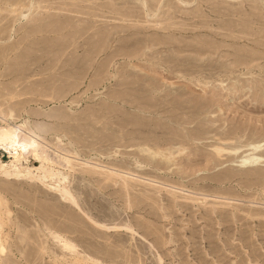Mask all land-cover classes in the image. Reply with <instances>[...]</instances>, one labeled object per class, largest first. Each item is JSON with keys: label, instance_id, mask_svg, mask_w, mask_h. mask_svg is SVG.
Masks as SVG:
<instances>
[{"label": "rangeland", "instance_id": "1", "mask_svg": "<svg viewBox=\"0 0 264 264\" xmlns=\"http://www.w3.org/2000/svg\"><path fill=\"white\" fill-rule=\"evenodd\" d=\"M5 123L2 264H264V0H0Z\"/></svg>", "mask_w": 264, "mask_h": 264}, {"label": "bare ground", "instance_id": "2", "mask_svg": "<svg viewBox=\"0 0 264 264\" xmlns=\"http://www.w3.org/2000/svg\"><path fill=\"white\" fill-rule=\"evenodd\" d=\"M0 147L4 148V152L7 153L8 158H13L10 160V162H11V165L15 166V170H16L15 175H22V174L27 173L31 179L39 178L40 180H42L41 179L42 175L39 173H34L33 167L26 166L23 169L20 167V165H18V164H21V161L23 159H27L30 156H33V159L36 160V162H41V164H39L35 168H38L39 170H46L49 176L52 175V172L49 169H47V167L44 164L45 161H50L51 159L49 148L44 143H42L40 140H38L36 137H34L33 135L27 134L25 131H23V129L19 125L10 124V123H5L4 125H0ZM159 153L162 154V156H164L165 158H168L169 160L174 158L173 156L167 155L166 153H163V152L162 153L159 152ZM1 167L4 169V172L6 173H9L11 171L8 168L9 167L8 163L2 164ZM48 186L52 188L55 192L60 194L64 199H66V201L71 203L73 206L75 205L78 208H81L77 197L65 183L62 182V185L60 186H52V185H48ZM97 225L104 226L106 228L117 227L115 225L107 226L101 223H97ZM0 261H1V257H0ZM0 264L2 263L0 262Z\"/></svg>", "mask_w": 264, "mask_h": 264}]
</instances>
